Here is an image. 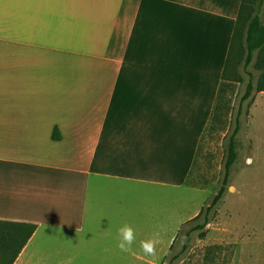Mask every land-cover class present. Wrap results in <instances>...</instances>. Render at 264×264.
<instances>
[{"label": "crops", "instance_id": "1", "mask_svg": "<svg viewBox=\"0 0 264 264\" xmlns=\"http://www.w3.org/2000/svg\"><path fill=\"white\" fill-rule=\"evenodd\" d=\"M240 3L0 0V220L36 225L13 264H162L176 191L205 190L188 183ZM261 96L234 119L249 145Z\"/></svg>", "mask_w": 264, "mask_h": 264}, {"label": "rangeland", "instance_id": "2", "mask_svg": "<svg viewBox=\"0 0 264 264\" xmlns=\"http://www.w3.org/2000/svg\"><path fill=\"white\" fill-rule=\"evenodd\" d=\"M249 73L255 84L260 71L251 65L245 68L243 62L237 65L236 74L242 80L228 82L229 110L222 118L224 124L211 122L201 139L189 184L204 188V192L190 194V202H187L186 191H176L179 196L175 197L174 238L178 237L173 255L181 250L184 241L183 233L179 235L183 225L180 228L178 221L187 214V205L191 209L193 202L203 198L208 203L221 184L228 135L235 126L234 119L250 79ZM261 100L264 96L259 97ZM252 131L256 134L254 139L250 137L252 145H249L245 129L239 133L237 160L231 167L226 192L204 228L205 236L199 238L197 232L192 233L189 248L174 264H264V123L257 120ZM246 155L252 158L251 164L245 163ZM195 223L187 224L186 228ZM162 264L167 262L163 260Z\"/></svg>", "mask_w": 264, "mask_h": 264}, {"label": "trees", "instance_id": "3", "mask_svg": "<svg viewBox=\"0 0 264 264\" xmlns=\"http://www.w3.org/2000/svg\"><path fill=\"white\" fill-rule=\"evenodd\" d=\"M263 3L264 0H241L223 68V81L219 87L207 128L211 122H215V125L224 124L222 118L229 110V107L227 106L228 101L226 99V89L229 86L228 82H240L242 80L241 76L236 74V67L239 63L243 62L245 68L251 65L254 69L260 71L255 84L252 81L251 73H249L250 79L245 85L244 93L240 98V104L249 100L254 91H264V21L262 20L261 15ZM238 130L239 121L237 118L233 130L228 135L221 184L216 193L200 212L194 218L183 224V227L179 232V235L182 233L184 235L181 250L173 255L175 244L177 242V235L164 258L167 264H174L189 248L192 233L197 232L199 238L205 236L204 228L210 222V215L226 192L231 167L237 160L238 141L236 136ZM53 137L59 138V133L56 130L53 132ZM191 222L196 223L191 227L186 228V225ZM35 228L36 225L31 223L0 220V264H13L17 255L35 231Z\"/></svg>", "mask_w": 264, "mask_h": 264}, {"label": "clouds", "instance_id": "4", "mask_svg": "<svg viewBox=\"0 0 264 264\" xmlns=\"http://www.w3.org/2000/svg\"><path fill=\"white\" fill-rule=\"evenodd\" d=\"M245 163L251 164L252 161L250 158H247L245 160ZM230 190H234V189H230ZM118 234L120 237V242L118 244L119 249L124 252L130 251L131 246L135 241L134 229L130 225L125 224L121 228H119ZM158 242L159 240H158V234H157V237L141 241L140 247L145 255L150 256V257H155L156 256V246Z\"/></svg>", "mask_w": 264, "mask_h": 264}]
</instances>
